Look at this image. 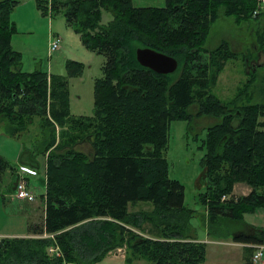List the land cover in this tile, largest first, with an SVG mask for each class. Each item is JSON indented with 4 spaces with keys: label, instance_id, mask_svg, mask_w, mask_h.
Here are the masks:
<instances>
[{
    "label": "trees",
    "instance_id": "1",
    "mask_svg": "<svg viewBox=\"0 0 264 264\" xmlns=\"http://www.w3.org/2000/svg\"><path fill=\"white\" fill-rule=\"evenodd\" d=\"M262 1L166 0L163 7H136L132 0H37L44 13H62L83 45L105 59L103 76L95 80V112L85 117L71 114L64 78L21 69L22 55L11 45V13L19 1L0 0V120L14 136L34 115L41 118L36 151L24 148L21 160L33 165L38 154L47 155L46 217L28 230L56 233L54 239H2L0 264L10 254L25 264H95L121 246L127 247V264H205L206 243L194 238L191 222L195 209L185 203L183 182L170 177L166 157L171 123L197 114L219 119L207 127L201 145L206 184L199 198L210 209L201 225L214 238L264 244V227L246 222L249 230L238 231L245 213L264 207V101L244 102L248 85L227 102L211 92L237 53L228 40L206 47L220 7L237 22L251 21ZM104 9L112 13L108 23ZM258 39L264 50V33ZM140 47L174 56L177 70L161 74L142 65ZM71 65L82 67L74 60ZM256 73L251 69V78ZM196 102L198 112L191 114ZM86 141L92 152L80 147ZM7 168L14 169L0 155V186ZM11 173L17 180L16 171ZM238 181L251 191L222 201ZM137 201H150L153 209L130 211ZM55 242L64 258L47 253Z\"/></svg>",
    "mask_w": 264,
    "mask_h": 264
},
{
    "label": "rangeland",
    "instance_id": "2",
    "mask_svg": "<svg viewBox=\"0 0 264 264\" xmlns=\"http://www.w3.org/2000/svg\"><path fill=\"white\" fill-rule=\"evenodd\" d=\"M17 1L19 3L13 8L11 13V20L15 23V30H13L11 36V45L14 50L19 51L22 55L21 69L28 72L44 70L50 76L57 75L64 78L67 81L71 114L85 117L92 116L95 112V80L103 76L102 66L105 60L104 57L87 49L83 45L80 35L68 26L62 13H44L38 7L37 0ZM132 2L136 7H163L166 5V0H132ZM262 12L259 18L255 17L257 16L256 14L253 15L254 17L251 21L244 20L237 22L233 16H226L224 14V8H219V17L211 27L206 47L214 48L222 40H228L226 41L228 46L237 53L233 54L232 58L225 63L217 82L211 88V92L224 102L234 99L244 85H248L247 89H249V93L243 98L244 102L264 101V92L262 91L264 84V50L261 49L260 39H258V36L264 33V9ZM111 19L112 13L104 9L103 22L108 23ZM51 35L60 36L62 42L59 48L50 54L49 41ZM257 54L259 55L257 56ZM70 60L80 62L82 64L81 69H78L77 65L68 66ZM249 63H252V65H249ZM253 68L256 69L255 72L257 73L251 78V69ZM188 111L191 114H196L198 112L197 102ZM197 115L190 119V121L175 120L171 123L166 157L170 165V177L183 182L185 185V203L195 209V218L191 222L200 226L198 228L195 227V229L199 230L201 228L200 233L203 234L204 228L201 225L200 217L204 215L208 217L210 209L199 198V192L203 190L206 184V177L202 174L206 173V168L204 171L200 164L206 148H202L201 145L203 146L204 138L208 133L207 127L218 122L219 119L203 117L204 114ZM40 121V116L34 115L30 119V122L26 123L27 127L24 131L10 136L4 131L5 126L2 128L3 123L0 120V155L5 156L14 168H7L4 182L0 186V229L7 227L3 211H6L9 217H13V221L15 222L18 219L15 216L19 214L23 215L24 213L22 212H26L28 209L21 207L18 201H12L5 195L12 193L10 189L13 187V183L15 182L16 184L17 182L14 179L15 177H13V173H10V170L13 171L18 166L19 160L17 158L19 154L24 148L29 150L26 144H31L37 133L39 134L38 139L41 138L39 132ZM59 132L60 128L57 127L58 139ZM80 147L87 152H92V147L87 141L81 143ZM37 159L39 169L44 172L46 164L44 154H40ZM23 161H26V159H23ZM33 163H35L34 166L37 164L36 162ZM31 179L34 184V181H38V177H31ZM236 183L240 186L236 190L239 195L252 189L246 182L238 181ZM5 184H8V188L6 189L4 188ZM36 186L37 189L35 190L38 193L45 192L42 184L39 183ZM197 186L200 187L194 189ZM232 196L235 197L231 195L226 200L231 199ZM235 199L237 198L235 197ZM18 200L21 199L18 198ZM38 202H40V199ZM153 206V203L150 201H137L130 205V211L142 209L151 211ZM37 219L41 223L43 216L41 215ZM242 225L245 226L244 228L248 227L246 222L241 223ZM239 228L238 231H240ZM134 230L141 235L150 236L147 231L139 228H134ZM41 234L30 233L28 237L11 238L31 239L37 238L34 235ZM54 234L56 235V233ZM15 243L12 242L11 244L15 245ZM207 246L209 249L206 252L205 264H217L221 258L218 250H223V247H227V245L212 242L206 244V250ZM125 248L127 249L126 246ZM8 252L10 251L8 250ZM111 253H114V251ZM122 255L126 257L127 251ZM118 261H121L122 264L124 260L107 256L95 264H120ZM2 264L25 263L19 261L17 255L10 254L4 258ZM75 264L78 263L76 262ZM123 264L127 263L124 262ZM132 264H154V262L141 259Z\"/></svg>",
    "mask_w": 264,
    "mask_h": 264
},
{
    "label": "crops",
    "instance_id": "3",
    "mask_svg": "<svg viewBox=\"0 0 264 264\" xmlns=\"http://www.w3.org/2000/svg\"><path fill=\"white\" fill-rule=\"evenodd\" d=\"M2 124V123H1ZM2 128H3V124H2ZM38 136L39 134L37 133L35 136V139L32 140L31 144H26L29 147V152H33L35 153L36 150V146H37V140H38ZM22 153V151H21ZM21 153L19 154L17 160H19L18 166L15 168L16 171V175H17V179L19 178V176L21 174L25 175L29 182L31 183V186L33 189H37V184H42L43 188H45V185L43 184V178L44 176H46V164H45V170L44 172H42L39 169L38 166V156L40 154L37 155L36 159H37V164L34 166L31 165L28 162H24L21 160ZM32 154V153H30ZM45 159L47 158V155H44ZM205 171V170H204ZM203 171V172H204ZM12 172V170H10V173ZM204 175V173H202ZM31 177H38V181H34L35 184L32 182ZM14 180V179H13ZM38 182V183H37ZM13 183V181H12ZM15 185V182L13 183ZM200 186L194 187V189H198ZM240 187L238 186V184L236 183L234 186V190L232 195H234L236 198L238 196H240L241 194L246 195L250 192L251 189H247L248 192H243L240 195L237 194V188ZM4 188H8V184H5ZM15 189V188H14ZM46 191V188H45ZM36 194L37 197L35 200L33 201H29L27 199L25 200H18L13 198V192L12 193H7L5 196H8L9 199H11L12 201H18L20 203V206L23 208H28L26 212H22L24 213L19 214L15 217H18V219L14 222L13 221V217H9V215L6 213V211H3V217L7 223V227L0 229V236L2 237H28L30 235V233L32 234V232H30L28 230L29 224L33 223V224H41L43 223L45 217H46V199H44L43 194L44 193H38V191L36 190ZM12 197V198H11ZM40 202L37 203V201ZM28 206H27V205ZM261 209V210H260ZM43 216V221L41 223H39V221H37L40 216ZM195 218V217H194ZM194 218L191 219V221L194 220ZM244 219L245 222H247L249 225L255 226V227H264V207H260L258 208L254 213L252 214H244ZM194 228L195 227H200L197 226L194 222L192 223ZM248 225V227H249ZM245 226L242 225L239 229L240 232H245L246 230H249V228H244ZM197 232H195V237L196 240L198 241H202L205 242L206 244L209 243H217V244H223V245H227V247H223V250H218L220 253V259L219 262L217 264H264V250H263V255L262 257L257 261H253L252 260V254L255 250L254 245L251 243H246V242H241V241H235L232 238H213L209 236V234L207 233V231L204 229L203 234L200 233L201 228L198 230L196 229ZM211 237V238H210ZM231 246V247H228ZM250 248L252 249L250 251ZM208 246H207V251H208ZM109 257L112 258H116L118 260L122 259L124 261H122V264L125 261V256H123L122 254H115V253H110L108 255ZM138 261V260H137ZM118 263L121 264V261H118ZM134 263V262H133Z\"/></svg>",
    "mask_w": 264,
    "mask_h": 264
},
{
    "label": "built area",
    "instance_id": "4",
    "mask_svg": "<svg viewBox=\"0 0 264 264\" xmlns=\"http://www.w3.org/2000/svg\"><path fill=\"white\" fill-rule=\"evenodd\" d=\"M261 9H264V0L262 1L261 4L258 5V8L254 11V15L258 14ZM61 42H62V39L60 36L51 35L50 41H49V52L52 53L54 52V50L59 48V46L61 45ZM13 196L15 199L19 198L21 200L27 199L29 201H33L36 199L37 197L36 190L32 188L31 183L29 182V180L26 178L25 175L21 174L19 176V179L16 184V188H15V193L13 194ZM43 197L44 199L47 198L46 191L44 192ZM227 198H228V195L222 196V200H226ZM40 236L51 237L53 239L55 238L54 233H47V232H45L44 234ZM253 245H254L255 251L252 255V260L257 262L263 255L264 244L258 243V244H253ZM47 252L52 257H63L64 258L63 250L57 242L49 245L47 247ZM125 252H126L125 246L118 247L114 251L115 254H120V255L124 254ZM63 264H72V263L64 260Z\"/></svg>",
    "mask_w": 264,
    "mask_h": 264
},
{
    "label": "water",
    "instance_id": "5",
    "mask_svg": "<svg viewBox=\"0 0 264 264\" xmlns=\"http://www.w3.org/2000/svg\"><path fill=\"white\" fill-rule=\"evenodd\" d=\"M137 59L142 65L161 74L173 73L178 68V60L174 56L157 51L151 47L138 48Z\"/></svg>",
    "mask_w": 264,
    "mask_h": 264
},
{
    "label": "flooded vegetation",
    "instance_id": "6",
    "mask_svg": "<svg viewBox=\"0 0 264 264\" xmlns=\"http://www.w3.org/2000/svg\"><path fill=\"white\" fill-rule=\"evenodd\" d=\"M258 55H259V54H257V56H258ZM251 61L253 62V60H251ZM251 61H250V62H251ZM249 65H252V63H249ZM163 74H164V73H163Z\"/></svg>",
    "mask_w": 264,
    "mask_h": 264
}]
</instances>
